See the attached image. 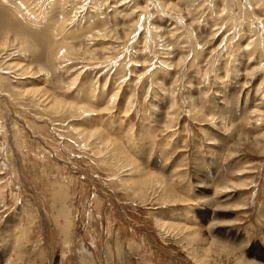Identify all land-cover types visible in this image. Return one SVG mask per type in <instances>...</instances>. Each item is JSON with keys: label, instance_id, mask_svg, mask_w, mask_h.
Returning a JSON list of instances; mask_svg holds the SVG:
<instances>
[{"label": "rangeland", "instance_id": "374dc122", "mask_svg": "<svg viewBox=\"0 0 264 264\" xmlns=\"http://www.w3.org/2000/svg\"><path fill=\"white\" fill-rule=\"evenodd\" d=\"M0 264H264V0H0Z\"/></svg>", "mask_w": 264, "mask_h": 264}, {"label": "bare ground", "instance_id": "6f19581e", "mask_svg": "<svg viewBox=\"0 0 264 264\" xmlns=\"http://www.w3.org/2000/svg\"><path fill=\"white\" fill-rule=\"evenodd\" d=\"M232 0H230V2H231ZM239 0H234V2H238ZM242 0H240V2H241ZM236 4V3H235ZM21 5V4H20ZM169 7V6H168ZM167 7V8H168ZM50 8V7H49ZM145 9H147V7H145ZM47 10V9H46ZM48 11V10H47ZM50 11V10H49ZM175 11V10H174ZM44 15V14H43ZM138 22L137 23H134L133 25H132V27H137L138 26ZM97 25V24H96ZM126 28H128V27H126ZM131 29V28H130ZM54 31V30H53ZM122 31H125V30H122ZM123 33V32H122ZM107 34V33H106ZM124 34H126V33H124ZM110 35H111V33H110ZM121 39V38H120ZM21 44L22 45H25V47H28V42H25V41H23V40H21ZM71 47V46H70ZM25 49V48H24ZM65 50V51H64ZM32 51V50H31ZM72 51H74V49H73V47H71V48H69L68 47V43L67 44H61L60 45V49H59V52H61L63 55H64V57H65V55L66 56H69V55H71L72 54ZM34 52V51H33ZM64 52V53H63ZM60 53V54H61ZM61 57H63L62 55H61ZM51 101V100H50ZM59 102H57V101H55V105L56 106H59ZM55 107V106H54ZM53 108V107H52ZM62 108V107H61ZM71 109H75L76 111H79V110H81L79 107H74V108H71ZM83 110H85L86 111V109L85 108H82Z\"/></svg>", "mask_w": 264, "mask_h": 264}]
</instances>
